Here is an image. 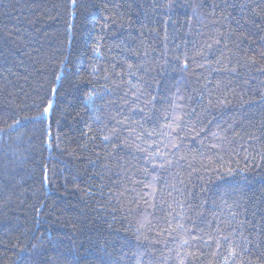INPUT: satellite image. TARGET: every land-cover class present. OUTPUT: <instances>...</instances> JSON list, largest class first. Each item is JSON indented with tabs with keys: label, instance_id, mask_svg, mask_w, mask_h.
Instances as JSON below:
<instances>
[{
	"label": "trees",
	"instance_id": "trees-1",
	"mask_svg": "<svg viewBox=\"0 0 264 264\" xmlns=\"http://www.w3.org/2000/svg\"><path fill=\"white\" fill-rule=\"evenodd\" d=\"M0 264H264V0H0Z\"/></svg>",
	"mask_w": 264,
	"mask_h": 264
},
{
	"label": "snow or ice",
	"instance_id": "snow-or-ice-1",
	"mask_svg": "<svg viewBox=\"0 0 264 264\" xmlns=\"http://www.w3.org/2000/svg\"><path fill=\"white\" fill-rule=\"evenodd\" d=\"M73 3H75V0H73ZM129 68H131V65H129ZM56 78H57V79H60V76L57 75ZM54 91H55V89H54ZM88 99H91V96H89ZM221 103H223V102H221ZM209 104H211V100H209ZM51 107H52V102L49 101L48 106L45 107V108L43 109V113L40 114L41 117H43L45 114L49 113ZM182 120H183V117H182V116H177V117H175V121H182ZM14 123L17 124V125H19V124L21 123V121H20V120H16ZM176 126L179 127V123H177ZM116 132H117V130H116V129H113V130H112V135H111V136H109V135H104V136H102L101 139H102L104 142H110L111 139H115V137H116ZM136 139H139V137H137ZM124 146H126L124 141H118L117 143L112 144V148H113L114 150L117 149V148H120V147H124ZM173 147H175V145H174ZM160 155H163V154L161 153ZM161 166H162V165H161ZM145 187H147V186H145ZM224 239L227 240V237H225ZM217 246L219 247L220 245L218 244Z\"/></svg>",
	"mask_w": 264,
	"mask_h": 264
}]
</instances>
